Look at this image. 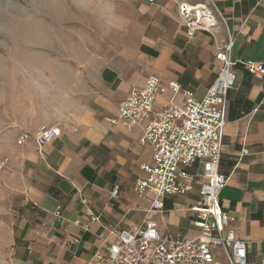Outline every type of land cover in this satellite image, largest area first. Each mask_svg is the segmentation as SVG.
Masks as SVG:
<instances>
[{
  "label": "crops",
  "instance_id": "1",
  "mask_svg": "<svg viewBox=\"0 0 264 264\" xmlns=\"http://www.w3.org/2000/svg\"><path fill=\"white\" fill-rule=\"evenodd\" d=\"M222 13L214 35L186 34L179 3L208 5V0H137L136 11L115 5L113 20L98 28L85 25L82 33H66L67 45L34 59L32 76L18 92L0 128L6 143L0 162L9 163L0 176V264H91L94 254L114 242V229L137 226L143 214L135 184L146 179L142 165H152V151L140 144V129L112 124L120 103L150 76L175 82L203 99L216 77L217 44L227 29L235 42V87L228 94L220 172L229 183L220 196L223 211L236 217L238 237L249 243L248 261L258 264L264 254V79H256L243 62L264 64V0H213ZM62 36V35H61ZM65 45V46H64ZM59 46V47H58ZM62 46V47H60ZM61 49V53L55 50ZM30 73V72H29ZM182 94L167 93L156 108ZM46 125L58 138L39 153L30 139L18 145L21 134L33 135ZM1 146V145H0ZM4 146V145H2ZM249 151L242 157V150ZM118 189V197L112 192ZM101 216L89 231L70 225L69 233L42 223L59 205L71 221L87 222L81 197ZM199 199L195 191L167 198L165 210L152 218L163 233L192 239L198 234L187 207ZM80 243L69 250L70 235Z\"/></svg>",
  "mask_w": 264,
  "mask_h": 264
},
{
  "label": "built area",
  "instance_id": "2",
  "mask_svg": "<svg viewBox=\"0 0 264 264\" xmlns=\"http://www.w3.org/2000/svg\"><path fill=\"white\" fill-rule=\"evenodd\" d=\"M153 3L156 0H142ZM208 5L179 3V17L188 37L203 31H214L226 21L213 0ZM215 36V35H214ZM234 36L227 29L226 38L217 44L216 59L219 65L216 77L203 99L197 100L192 93L175 82L163 83L157 76L146 79L143 87L133 88L120 103L117 117L112 124L128 130L140 129L139 142L152 151V165H142L146 179L135 184L138 203L133 211L142 213L137 226L114 229L110 234L115 241L107 242L93 256L91 264H221L222 255L227 264H251L248 261L249 243L238 237L236 217L223 211L220 196L230 178L220 172L224 129L227 124L228 94L235 87V63L232 60ZM256 79H264V64L255 61L243 62ZM167 93L185 97L183 103L174 100L156 108V102ZM59 136L54 127L40 126L33 135L21 134L18 145L33 139L40 154L45 146ZM242 150V157L248 156ZM9 159L0 162L4 171ZM198 192L199 199L187 207L192 214L193 225L198 230L192 239L181 235L163 233L152 218L165 210L167 198L184 197ZM111 197H118L115 189ZM87 222L81 219L68 220L61 205L57 206L42 226L55 230L57 226L69 233L70 225L89 231L90 225L100 223L101 216L81 197ZM81 241L80 236L70 235L67 243L73 250ZM258 264H264V254Z\"/></svg>",
  "mask_w": 264,
  "mask_h": 264
},
{
  "label": "rangeland",
  "instance_id": "3",
  "mask_svg": "<svg viewBox=\"0 0 264 264\" xmlns=\"http://www.w3.org/2000/svg\"><path fill=\"white\" fill-rule=\"evenodd\" d=\"M115 5L132 11L140 8L137 0H0V126L25 87L23 75L32 76L35 56L52 52L51 33L64 37L56 45H67L68 28L82 33L90 25L98 33L100 25L113 20L109 10ZM0 145L2 156L6 143ZM217 261L227 264L222 255Z\"/></svg>",
  "mask_w": 264,
  "mask_h": 264
}]
</instances>
